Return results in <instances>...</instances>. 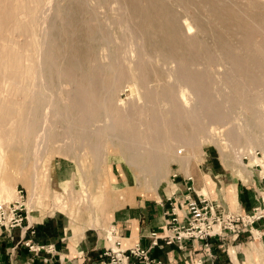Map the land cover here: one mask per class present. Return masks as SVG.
<instances>
[{"label": "rangeland", "instance_id": "374dc122", "mask_svg": "<svg viewBox=\"0 0 264 264\" xmlns=\"http://www.w3.org/2000/svg\"><path fill=\"white\" fill-rule=\"evenodd\" d=\"M78 1H79L78 3L79 5L76 4V2ZM50 7L52 8L51 10H50ZM58 7H60V9ZM70 7L73 10L69 9ZM89 8L91 9L89 10ZM92 8L93 9L95 8L94 9L95 11H93ZM6 10L7 11L13 10L16 14L15 15L16 19L19 21L15 23L14 21H12L13 19L11 17L10 19H8L4 15ZM112 10L113 12H116V13H113ZM84 11L86 13H84ZM45 12H48L49 14L47 13L45 14ZM59 12H60V15H58ZM62 13H63V16H62ZM41 14L47 15V16L49 15V16L47 17ZM58 16H59V19L57 20ZM93 16L96 18H94ZM44 17H46L47 19L46 18L44 19ZM65 17H66V20H64ZM41 19H42V22H41ZM47 20L49 21V23ZM44 21H46V24L44 23ZM127 21H129V23ZM120 22H122V24ZM80 23L81 24L84 23V24L81 25ZM107 23L111 24L112 27L111 25L110 27H108ZM183 23L189 24L191 26L190 31L191 32L193 31L192 33L190 32V35L187 37H184L182 35L185 31V30H182ZM61 24L62 25L65 24V25H63V27L61 28L62 26ZM49 26L53 27L51 34H50ZM91 26L93 28L95 27L94 28L95 30ZM44 27L46 28L47 31L45 30ZM120 27L124 28V31H122L123 29L120 30L121 29ZM125 27H128V28L125 29ZM23 28H26L25 29L26 31L23 30ZM78 28L79 30H77ZM100 28L102 29V31L103 29H105L104 31L105 32L107 31L109 33V36L113 40L111 45L109 46V49H110L109 51L111 54H109L108 50H106L107 54L105 53V55H111V58L108 59V61L107 59L102 61L103 60L102 57H104L103 52L105 51L104 50L101 51L102 46H101L100 40L98 36H95L97 35L98 33L97 31H99ZM45 32H46V36H44ZM65 32L67 33L65 34ZM88 32H91V34L90 33L88 34ZM119 32H121L122 34ZM40 33L43 35H41ZM113 33L115 36L113 35ZM50 35L51 37H49ZM59 35H60V39H59ZM89 35L91 37H89ZM51 38L55 41V43H53L54 41H52ZM44 39L46 40V42L48 41V43L51 42V44H47V45L50 48L48 49V51L50 53V56L53 61V66H54V68L51 67V70L50 69H47L48 71L46 70L47 72L51 71L50 73L51 76L47 78L48 80L47 82L50 81L49 83H51V84L48 83V88L50 90L48 98H50L52 102H48L47 106L45 105L43 109L44 111L42 110L43 113L41 112V117L43 118V120L42 118H40L39 133H38L41 135L45 133V136H48L47 140L45 141L43 140L41 142L37 141L36 149H38V151L35 148L31 147V149H29V151L27 152L30 154L29 155L30 157H28L27 153H25V155L22 153H16L13 155L12 153H10L11 151L9 150V147L7 146L5 142L3 143V145L0 143V196H1V199L7 202L15 200L17 190H22L23 195H24L25 206H26L25 215H26V218L30 222L39 221L41 220V218L59 211V212L66 214L70 218L71 221L73 220L74 222L81 224L83 227H86V228L89 227V228H95V229L105 228V221L110 216L112 209L120 205L119 201L115 200L114 198H117L118 194H121L123 191H125V187L129 188L130 189L129 191L131 192L138 190L139 192H142V193L151 194L155 191L166 188V186L171 183V179L173 178V176L177 175V172L183 171V172H186V174H189V173L192 174L193 168L197 167L199 163L204 162L205 160H208L209 163L212 162L211 164L214 170H216V166H217L216 164H218V162L221 161L225 167H229V168L230 167L233 168L236 166L244 167V169L255 173L254 174L255 176L258 177L260 175L264 177V146L262 147L261 145L254 144L252 148H249L245 145H235L234 143L223 140V138H221L222 137L221 131L222 130L226 131L228 127L227 125L226 127H222V129L218 125H216V128L215 126H213L215 128L214 130L215 132L210 133L208 136H205L204 133H200L199 137L196 136L195 138L196 142L194 141V146L192 147H189L188 145H182L176 142H174L175 144L173 146L172 144L173 141L168 136L166 128L161 125L160 126V137L162 138L161 143L163 146L160 144L159 149H157V153L159 154L158 155L159 157L161 156L160 158H162L163 160L165 159V160L161 166L162 167L161 168L162 177L160 178L161 179L160 180V179H153V177L150 175L148 176L145 175L146 178L145 177L140 178L141 175L138 173V171L136 172V170L133 173L131 168H128L126 164H124L125 163L124 160L121 158V156L119 155L120 153L117 151L115 147L117 144L116 143L117 141L113 139L112 137H107V136L99 137V153H100L99 155H101V157L99 158L100 160L97 164L96 162L94 163L93 159H91L92 156L90 157V153L88 152L87 149L82 147V149L83 148L84 149L83 151H80L82 150L80 149L81 148L80 146L82 145H79L81 143L78 141V134L72 133V131L76 128L78 129V127L74 125L73 120L70 118L71 115H68V117L60 116L58 113L59 111L57 112L58 106L61 105L60 107H63V105H66L69 102V98L73 96L72 92L74 91V89L85 88L86 86L85 81L87 79V78L85 79V77L91 74L90 70L87 71V69L90 68L91 71L93 69L94 71L92 73H94L100 64L101 65L111 64L112 63L111 59L113 58L114 60V58L116 57V60L118 61L116 60H115L116 62L113 61L114 67H116L115 71L117 72L118 75L120 74L119 76L120 77L122 76L124 80L121 79L120 80L121 82L117 81L115 98L119 100V102L122 101L123 104L125 103L127 106L131 104L132 99L140 97L141 101L140 100L139 101L141 102V104L138 103L139 101L137 100V103H138L137 105L139 106L141 112L136 117L138 118V120L135 118L133 120H136V121H133V120L132 121L134 122V124H137L136 126H138L139 129L141 127L143 132L145 131L143 127V121L148 120L147 117L150 116L151 113L153 112L156 113V111L158 110L157 115L160 116V119H164L165 116L166 117L168 116L166 112L169 109V106L163 103L164 102L163 100L166 99L167 96L168 98L172 97V95L171 93H163V92L165 91V89L166 90L172 89L171 86H173L174 84L173 77H172L173 80L171 79V77L168 79L169 74L167 72H169V70L171 71L176 70L178 74L180 73V70L182 73H184L186 70L185 73L191 74V76H194V73L196 72L195 75H200L198 76L200 79L199 80L200 84L203 82L205 84V88L208 89L209 91H211L212 89L213 91H215L216 89L215 91L216 96L220 94L223 95V94H230L232 92H235L236 94L233 93V95L235 99L234 101L236 103H234V101H232L231 98L222 100L223 107L226 110V112L230 114L229 116L232 115L233 117L235 115L234 118H237L241 124H244L243 122H246V119L252 114L249 111H245V109L243 108L244 103H245V98L246 97L249 99L256 98L260 92L264 94V88H263L264 86V61L258 57L259 49L264 52V0H113V1L112 0H98V1L97 0H91V1L90 0H75V1L74 0H66V1L64 0H53V1L52 0H49V1L42 0L41 4H39L35 0H0V48L2 47L0 49V58L10 52H13L20 56L19 64L21 65V66L19 65L17 69L14 68V69L7 70L6 75H5V72L2 70V68L0 67V119H1L0 120V135H3L2 132H5V131L7 132L11 130L12 124L10 125V123H7V121L28 123L31 119L30 117H32L30 114H28V110L33 105L30 102V97H28L27 94L25 93V89L33 90L35 88V84L33 81L34 80L36 81V79H34L33 76H26V75L20 76L18 74H22V72L26 71V68L28 66L37 64L38 55H37V48L35 44L37 40L42 41ZM91 39H93V41L89 42ZM123 39H125L124 40L125 42L123 41ZM118 40L120 42L119 45H118ZM134 40L137 45L135 44V46L133 47H136V46L137 47L136 48L132 47V49L134 50L133 52L132 51L130 52L129 46L127 45L130 41H134ZM201 41L202 42L204 41V44H202ZM115 44H117V46H115ZM62 46H63V49H61ZM138 46H140V49ZM53 49H54V52H52ZM87 49H89L90 53L87 52L88 51ZM138 49L142 52H140ZM97 50H98V53L96 52ZM58 51L59 52L61 51V52L59 53ZM205 51H206V54H205ZM222 51H223V55H222ZM127 52L130 54L127 55L128 54ZM137 52L140 55H138ZM113 53L115 54L114 55L115 57H113ZM133 53L135 56L132 55ZM100 54H102V57ZM125 56L126 57L133 56L132 58H129V60L127 61V62H130V65L126 61L122 60ZM162 56H164V58ZM170 56L173 59V61L171 60ZM188 56L190 59L188 58ZM211 56L214 58H212ZM161 57L163 60L161 59ZM232 57L235 60V62L237 61V63L241 65V71L238 73L237 72L235 73L234 70L231 69L232 64L229 59H232ZM87 58H90V59L88 60ZM186 58L189 60V63ZM244 58L246 60L248 59L247 60L248 62L245 61ZM95 59H96V62H95ZM151 60L153 61L152 63H151ZM157 60L159 62H157ZM228 60L230 61V63ZM131 61L133 65H131L132 64ZM161 61L162 62L164 61V62L161 64ZM165 61H168V62H165ZM193 61L195 63L198 62L196 65L199 66L200 68L194 65L195 63ZM244 61L246 64L243 63ZM96 63L97 64L100 63V64L97 65ZM157 63L158 64L160 63V64L158 65ZM173 63L175 64L173 65ZM208 63H211V65ZM217 63H218V66H217ZM89 64L90 66L88 67ZM165 65L167 66L164 67ZM140 66H142L144 69H142V67L140 68ZM173 66L174 67L176 66V67L172 68ZM189 66L190 67L192 66L194 69L190 68ZM71 67L73 68L71 69L73 70L72 74L70 70ZM75 67H78V68H75ZM161 67L165 71L166 69L168 68L169 69L165 73ZM247 67L251 69L249 70ZM176 68H179V69L177 70ZM79 69L82 72L79 73ZM56 70H58L59 72L62 71L60 72L61 75L59 77L56 74V72L57 73L59 72ZM219 71L222 74H219L220 73ZM13 72H15L16 75L18 76L14 78L12 76ZM83 72L86 74V75L84 74L85 76L81 75V73L83 74ZM130 72L136 75V79L131 78ZM200 72H203L202 75L204 76V79L202 78L203 76L201 75ZM65 73L68 75H66ZM163 73L165 74L166 77L163 76ZM67 76L70 78L68 79ZM219 76H221L220 80H218ZM249 76L251 77V79ZM115 77L117 78V76ZM209 77L212 80H210ZM58 78L59 80H57ZM133 79L135 82L133 81ZM128 80L130 81V83L128 82ZM221 80L223 82H221ZM227 81L233 83L234 90L233 89L231 90V88L226 89V86L224 84ZM237 81L240 84L235 85L234 82L238 83ZM169 82H172V83H169ZM208 84L211 85L210 86L211 89ZM79 85L82 87H80ZM148 85L149 87L151 86L149 89L147 88ZM201 85L203 86V84ZM54 86L56 89L54 88ZM30 87H33V88H30ZM236 88L237 89L239 88V90L235 91ZM147 90H151L152 92L151 91L148 92ZM136 91L138 92V94ZM152 93L153 95H150ZM158 93L162 95L159 96ZM263 94L261 95L262 97H264ZM149 96H152V99L154 101L153 103L155 105L153 103L145 102L146 100L147 101L150 100L151 97ZM159 99L162 100V103H161V100L160 102L157 101ZM242 99L244 101H242ZM211 100L214 103V105L217 103L215 101V98H211ZM61 103H64V104L62 105ZM142 105H144L145 108ZM5 107H7L8 109L13 108L14 110L20 111V112L24 111V112H27V114L22 115V113L20 114V112H15L10 117H8L5 122V118H4L5 116H3L1 112L2 109ZM149 110L151 111L149 112ZM44 118L45 119L47 118L46 119L47 123L44 121L45 120ZM202 118L204 119L203 115H202ZM41 123L42 124L45 123V124L42 126ZM180 123L182 124H178V123H177L178 125L176 124L177 129L175 127V130L177 131L181 130L179 132H182V129H183L182 133L185 134L187 130L188 131L191 130V127L194 126V123L196 122L195 121L192 122L193 124L191 123V121L190 122L183 121ZM3 125H6V127ZM179 125H180V128H179ZM69 126H70V130H72L71 132H68ZM242 127L243 129L241 132L243 133L248 132V131H250V133H254L256 131L255 129H252L250 127L244 128V125ZM184 130L186 132H184ZM66 132L69 133L68 134L69 138L67 137V134L65 135ZM0 139L2 142L4 141L3 137ZM71 139L73 140V142ZM110 139H112L113 145L111 144ZM199 139L200 141L203 139L204 142L202 140L201 141L202 144H201L199 142ZM164 140H166V142H164ZM209 140H212V141H209ZM75 143L76 144L79 143V144L76 145ZM38 144L39 145L41 144V147ZM24 146L25 145L22 142H19L17 140L15 141L14 147L17 150L20 151L22 148L25 149ZM170 146L173 148L172 150L169 151L168 147ZM197 146H198V149L200 146L201 148L197 150ZM72 147L74 148L72 149ZM182 148L183 150L181 151ZM174 149L177 151L176 156H175V153L174 154L172 153V152H176L174 151ZM33 150L34 151L36 150L35 151L36 153ZM192 151L194 152V155ZM32 152L33 154L34 153L36 154V155L34 154L35 157H33L34 155L32 154ZM11 156H14V161L11 160L10 158ZM25 157L26 158L28 157L27 159H29V161L27 160L26 161L27 164L25 165L26 167H23L22 165L24 163L23 161L25 160L24 159ZM166 157L167 159H169L168 161ZM176 158H178L177 159L178 161L176 160ZM257 166H260L261 168ZM163 167L165 169H163ZM202 172L203 174H208V170L203 169ZM135 176L140 179L139 183H135V179H134ZM206 178L208 179L207 176ZM203 194L204 196H206V193H203Z\"/></svg>", "mask_w": 264, "mask_h": 264}, {"label": "bare ground", "instance_id": "6f19581e", "mask_svg": "<svg viewBox=\"0 0 264 264\" xmlns=\"http://www.w3.org/2000/svg\"><path fill=\"white\" fill-rule=\"evenodd\" d=\"M36 2H38L39 4L42 3V0H35ZM49 1V0H48ZM53 1V0H52ZM66 1V0H64ZM75 1V0H74ZM91 1V0H90ZM98 1V0H97ZM113 1V0H112ZM51 2V1H50ZM83 2V1H81ZM87 2V1H86ZM94 2V1H93ZM125 2V1H124ZM217 2V1H216ZM47 3V2H45ZM71 3V2H70ZM78 2H76V4H78ZM88 3V2H87ZM98 3V2H96ZM5 4V3H4ZM50 4V3H49ZM83 4V3H82ZM89 4V3H88ZM87 4V5H88ZM100 4V2H99ZM114 4V2H113ZM117 4V3H115ZM218 4V3H217ZM11 5V4H10ZM71 5V4H70ZM79 5V4H78ZM84 5V4H83ZM12 6V5H11ZM17 6V5H16ZM48 6V4H47ZM52 6V4H51ZM57 6V5H55ZM86 6V5H85ZM118 6V5H117ZM40 7V6H39ZM99 7V6H98ZM119 7V6H118ZM117 7V8H118ZM60 9V7H58ZM83 8V7H82ZM81 8V9H82ZM116 8V7H114ZM15 9V8H14ZM13 9V10H14ZM18 9V8H17ZM44 9V8H43ZM46 9V7H45ZM49 9V8H48ZM52 8L50 7V10ZM57 9V8H56ZM69 9H72L71 7ZM87 9V8H86ZM91 8H89L90 10ZM93 9V8H92ZM95 9V8H94ZM93 9V11H95ZM5 11L4 15L10 19V17L13 19L12 21H14L15 23L18 22L19 20L16 19V14L14 11ZM49 10V11H50ZM62 10V9H61ZM65 10V9H64ZM73 10V9H72ZM115 10V9H113ZM112 10V12H113ZM118 10V9H117ZM42 11V10H41ZM45 11V10H44ZM53 11V10H52ZM60 11V10H59ZM71 11V10H69ZM98 11V10H97ZM56 12V11H55ZM83 12V11H82ZM41 13V12H40ZM49 14L48 12H45V14ZM64 13V12H63ZM63 13H62V16H63ZM67 13V12H66ZM70 13V12H68ZM84 13H86L84 11ZM94 13V12H93ZM107 13V12H106ZM113 13H116V12H113ZM105 14V13H104ZM40 15V14H39ZM43 15V14H41ZM53 15V14H52ZM57 15V14H56ZM60 15V12L59 14ZM86 15V14H85ZM108 15V14H107ZM106 15V16H107ZM43 16H47V15H43ZM49 16V15H48ZM47 16V17H48ZM87 16V15H86ZM92 16V15H91ZM57 17V16H56ZM69 17V16H68ZM82 17V16H81ZM90 17V16H89ZM94 17V16H93ZM91 17V18H93ZM99 17V16H98ZM5 18V17H4ZM42 18V17H41ZM46 17H44L45 19ZM50 18V17H49ZM48 18V19H49ZM63 18V17H62ZM96 18V17H94ZM120 18V17H119ZM19 19V17H18ZM43 19V18H42ZM42 19H41V22H42ZM47 19V18H46ZM56 19V18H55ZM54 19V20H55ZM59 19V16L57 18V20ZM90 19V18H89ZM115 19V18H114ZM39 20V19H38ZM50 20V19H49ZM66 20V17L65 19ZM98 20V19H97ZM122 20V19H120ZM40 21V20H39ZM38 21V22H39ZM48 21V20H47ZM71 21V19H70ZM75 21V20H74ZM136 21V20H135ZM34 22V20H33ZM32 22V23H33ZM91 22V21H89ZM102 22V20H101ZM105 22V20H104ZM107 22V21H106ZM112 22V21H111ZM129 23V21H127ZM132 22V21H131ZM44 23L46 24V21H44ZM49 23V21H48ZM53 23V22H52ZM72 23V22H71ZM70 23V24H71ZM109 23V22H108ZM108 27H110L111 24H108ZM115 23V22H114ZM122 24V22H120ZM182 23V22H181ZM19 24V23H18ZM39 24V23H38ZM54 24V23H53ZM81 24V23H80ZM84 24V23H83ZM81 24V25H83ZM116 24V23H115ZM62 25V24H61ZM65 25V24H63ZM63 25L61 26V28L63 27ZM94 25V24H93ZM96 25V24H95ZM100 25V24H99ZM106 25V26H107ZM182 30H185L184 33L182 34L184 37H187L190 35V29H191V26L189 24H182ZM192 25V24H191ZM48 26V24H47ZM45 26V27H47ZM55 26V25H54ZM72 26V25H71ZM69 26V27H71ZM76 26V25H75ZM101 26V25H100ZM121 26V25H119ZM131 26V25H130ZM128 26V27H130ZM135 26V25H134ZM44 27V28H45ZM50 27V28H49ZM48 28L50 29V34L52 32V29L53 27L52 26H49ZM65 27V26H64ZM67 27V26H66ZM80 27V26H78ZM92 27V26H91ZM103 27V26H102ZM112 27V25H111ZM114 27V26H113ZM118 27V26H117ZM128 27H125L128 28ZM238 27V26H237ZM236 27V28H237ZM88 28V26H87ZM93 28V27H92ZM95 28V27H94ZM93 28V29H94ZM106 28V27H104ZM122 31H124V28L120 27ZM193 28V27H192ZM16 29V28H15ZM26 28H23V30H25ZM59 29V28H58ZM82 29V28H81ZM92 29V30H93ZM112 29V28H111ZM109 29V30H111ZM134 29V28H133ZM17 30V29H16ZM46 30V28H45ZM44 30V31H45ZM67 30V29H66ZM65 30V31H66ZM71 30V28H70ZM79 30V28L77 29ZM76 30V31H77ZM95 30V29H94ZM101 30V32H100ZM105 29H102L100 28L99 31H97V35L95 36H98L99 40H100V43H101V51H105L103 52L104 53V57H102V54L101 57L103 58L102 61H104L105 59H110L111 58V55H105V53L107 54L106 50H110L109 49V46L111 45L112 43V39L111 37L109 36V33L106 31H104ZM131 30V28H130ZM177 30V29H176ZM195 30V29H194ZM26 31V30H25ZM43 31V29H42ZM47 31V30H46ZM54 31V30H53ZM68 31V30H67ZM87 31V30H86ZM114 31V29H113ZM119 31V30H118ZM197 31V30H196ZM72 32V31H71ZM129 32V31H128ZM135 32V31H134ZM193 32V31H192ZM191 32V33H192ZM198 32V31H197ZM61 33V31H60ZM67 32H65L66 34ZM91 34V32H88V34ZM121 33V32H119ZM130 33V32H129ZM133 33V32H132ZM137 33V32H136ZM195 33V31H194ZM193 33V35H194ZM203 33V32H202ZM37 34V33H36ZM41 34V33H40ZM46 36V32L44 33ZM74 34V33H73ZM87 34V35H88ZM122 34V33H121ZM128 34V33H127ZM131 34V33H130ZM141 34V33H140ZM200 34V33H198ZM43 35V34H41ZM63 35V34H62ZM69 35V34H68ZM114 35V33H113ZM175 35V34H174ZM192 35V34H191ZM192 35V36H193ZM196 35V34H195ZM245 35V34H244ZM115 36V35H114ZM131 36V35H130ZM203 36V35H202ZM48 37V35H47ZM51 37V35L49 36ZM67 37V35H66ZM89 37H91L89 35ZM121 37V36H120ZM124 37V35H123ZM127 37V36H126ZM145 37V36H144ZM157 37V36H156ZM155 37V38H156ZM244 37V36H243ZM46 38V37H45ZM116 38V37H115ZM137 38V37H136ZM140 38V37H139ZM183 38V37H182ZM196 38V37H195ZM194 38V39H195ZM245 38V37H244ZM38 39V38H37ZM52 39V38H51ZM59 39H60V35H59ZM72 39V38H71ZM131 39V38H130ZM129 39V40H130ZM191 39V37H190ZM41 40V38H40ZM38 41L36 42V48H37V64L35 65H32V66H28L26 68V71L22 72V74H18L20 76L22 75H26V76H33L34 79H36V81L34 80V84H35V88L33 90H28V89H25V93L27 94L28 97H30V102L33 106L30 107V109L28 110V114H30L32 117H30V121L28 123H24V122H12V121H7V123H10V125L12 124V127H11V130L9 131H5V132H2L3 135H0V138H4V141L2 142L1 139H0V143L3 145V143L5 142L7 144V146L9 147V150L11 151L10 153H12L13 155L16 154V153H22L25 155V153H27L29 151V149L32 148H35L37 147V141H45L47 140V137L48 136H45V133L43 135L41 134H38L39 133V124H40V118L41 117V112L42 110L44 109L45 105L47 106L48 102H52L50 98H48V95L50 93V90L48 88V83L50 82H47V78H49L51 75V67L54 68L53 66V61H52V58L50 56V53L48 51V49H50L48 47L47 44H51L48 43V41L46 42V40H42V41ZM62 40V39H61ZM87 40V39H86ZM121 40V39H120ZM125 39H123L124 41ZM128 40V39H127ZM143 40V39H142ZM52 41H54L52 39ZM93 41V39H91L89 42ZM122 41V40H121ZM138 41V40H137ZM136 41V42H137ZM158 41V40H157ZM174 41V40H173ZM125 42V41H124ZM123 42V43H124ZM186 42V40H185ZM197 42V41H196ZM202 42V41H201ZM55 43V41L53 42ZM52 43V44H53ZM74 43V42H73ZM95 43V42H94ZM114 43V42H113ZM116 43V42H115ZM119 40H118V45H119ZM145 43V42H143ZM193 43V41H192ZM135 40L134 41H130L128 43L127 46H129V51L133 52L134 49H132L133 46H135ZM202 44H204V41L202 42ZM54 45V44H53ZM84 45V43H83ZM90 45V43H89ZM87 45V46H89ZM125 45V44H124ZM137 45V44H136ZM158 45V44H157ZM196 45V44H195ZM201 45V44H200ZM51 46V45H50ZM115 46H117V44H115ZM141 46V45H140ZM140 46L139 49H140ZM197 46V45H196ZM35 47V46H34ZM60 47V46H59ZM65 47V46H64ZM137 47V46H136ZM136 47H133V48H136ZM2 48V47H1ZM0 48V49H1ZM53 48V47H52ZM74 48V47H73ZM118 48V47H117ZM121 48V47H120ZM126 48V47H125ZM168 48V47H167ZM61 49H63V46L61 47ZM98 49V47H97ZM100 49V48H99ZM124 49V48H123ZM138 49V50H139ZM150 49V47H149ZM74 50V49H73ZM76 50V49H75ZM89 52V49H87ZM112 50V48H111ZM115 50V49H114ZM122 50V49H121ZM191 50V49H190ZM77 51V50H76ZM100 51V50H99ZM124 51V50H123ZM121 51V52H123ZM127 51V50H126ZM140 51V50H139ZM138 51V52H139ZM179 51V50H178ZM256 51V50H255ZM7 52V51H6ZM54 52V49L53 51ZM59 52V51H58ZM61 52V51H60ZM59 52V53H60ZM72 52V51H71ZM92 52V51H91ZM98 53V50L96 51ZM120 52V53H121ZM137 52V53H138ZM142 52V51H140ZM90 53V52H89ZM95 53V52H94ZM128 53V52H127ZM135 53V51H134ZM134 53L132 55H134ZM155 53V52H154ZM257 53V52H256ZM53 54V53H52ZM69 54V52H68ZM109 54L110 51H109ZM119 54V52H118ZM117 54V55H118ZM130 53H128L127 55H129ZM165 54V53H164ZM163 54V55H164ZM205 54H206V51H205ZM59 55V54H58ZM66 55V53H65ZM75 55V54H74ZM115 54L113 53V57ZM126 55V53H125ZM138 55H140L138 53ZM155 55V54H154ZM182 55V54H181ZM212 55V54H211ZM222 55H223V51H222ZM252 55V54H251ZM54 56V55H53ZM61 56V55H60ZM71 56V55H70ZM92 56V55H91ZM97 56V55H96ZM122 56V55H121ZM135 56V55H134ZM150 56V55H149ZM225 56V55H224ZM66 57V56H65ZM118 57V56H117ZM133 56H129V57H124L122 60L123 61H128L129 58H132ZM144 57V56H143ZM142 57V58H143ZM155 57V56H153ZM152 57V58H153ZM164 58V56H162ZM161 57V59H162ZM195 57V56H194ZM192 57V58H194ZM197 57V55H196ZM210 57V56H209ZM212 57V56H211ZM223 57V56H222ZM261 60L264 61V52L262 50L259 49V56H258ZM61 58V57H60ZM96 58V57H95ZM140 58V57H139ZM167 58V57H165ZM171 58V56H170ZM169 58V59H170ZM189 58V56H188ZM200 58V57H199ZM214 58V57H212ZM224 58V57H223ZM29 59V58H28ZM88 60L90 58H87ZM98 59V58H97ZM119 59V58H118ZM136 59V58H135ZM146 59V58H145ZM150 59V58H149ZM156 59V58H155ZM168 59V61H169ZM187 59V58H186ZM190 59V58H189ZM226 59V58H225ZM245 59V58H244ZM31 60V59H30ZM59 60V59H58ZM94 60V59H93ZM112 60V63L113 61L116 62L118 60H116V57L111 59ZM116 60V61H115ZM163 60V59H162ZM171 60L173 61V59L171 58ZM188 60V59H187ZM200 60V59H199ZM231 61V64H232V67L231 69L234 70V72L238 73L241 71V65L237 63V61L235 62V60L233 59H229ZM228 60V61H229ZM243 60V59H242ZM248 60V59H247ZM245 59V61H247ZM62 61V60H60ZM110 61V60H109ZM121 61V60H120ZM134 61V59H133ZM137 61V60H136ZM143 61V60H142ZM141 61V62H142ZM150 61V60H148ZM168 61H165V62H168ZM176 61V60H174ZM192 61V60H191ZM229 61V63H230ZM245 61L243 63H245ZM79 62V61H78ZM92 62V61H91ZM95 62H96V59H95ZM106 62V61H105ZM144 62V61H143ZM142 62V63H143ZM153 61L151 60V63ZM156 62V61H155ZM157 62H159L157 60ZM164 62V61H163ZM161 61V64L163 63ZM194 62V61H193ZM209 62V61H208ZM248 62V61H247ZM262 62V61H261ZM20 56L13 53V52H10L6 55H4L3 57L0 58V67L2 68V70L5 72V75H6V71L7 70H10V69H14V68H18V66L20 65ZM61 63V62H60ZM75 63V62H74ZM107 63V62H106ZM105 63V64H106ZM107 64V65H99L97 70H95L94 73H92L94 70L89 68L87 69L90 70L91 74L90 75H87V77H85L86 81H85V88H76L74 89V91L72 92L73 93V96L69 98V102L66 104V105H63L64 103H61L63 105V107H60L58 106V110L57 112L59 113L60 116H67L68 115H71L70 118L73 120L74 122V125L78 127V129H74L73 131L70 130V126H69V129H68V132H71L72 133H75V134H78V141L81 143H77L79 145H82L80 146L79 148L82 149V147H84L85 149L88 150V152L90 153V157L92 156L91 159H93V162L96 164L99 162V158L101 157V155H99V137L103 136H107V137H112L113 139H115L117 142L116 144V149L117 151L120 153L119 155L121 156V158L124 160V164H126V166L128 168H131V170L134 171L136 170V172L138 171V173L141 175L140 178H144L145 175H150L153 177V179H160L162 176H161V166L164 162V160L162 158H160L157 153V149H159L160 147V144L162 145L161 141H162V138L160 137V126H164L167 130V133H168V136L170 137V139H172V144L174 146V142L176 143H180L182 145H188L189 147H192L194 146V141H195V138L196 136L199 137V134L200 133H204L205 136H208L210 133L212 132H215V128H216V125L220 126L221 129L222 127H226V125L228 126L227 127V130L226 131H221L220 133L222 134L221 138H223V140L225 141H229L231 143H234L235 145H245L249 148H252L254 146V144H257V145H261L262 147L264 146V97H262L261 95L263 93H260L257 95L256 98H253V99H249V98H245V103H244V106L243 108L245 109V111H249L251 112L252 114L246 119V122H243L244 124H241L240 121L237 119V118H234V116L232 117L229 116L230 114L228 112H226V110L224 109L223 107V102L222 100H226V99H229L231 98L232 101H234V94H236L235 92H232L230 94H220L218 96L215 95V91H213V89L211 91H209L208 89L205 88V84L202 82L201 84H203V86L200 84L199 82V77L200 75H195L194 73V76H191V74H186V70L184 73L181 72L180 70V73L178 74V72L175 70V71H171L168 69H166V71L162 68V70H164V72L168 73L169 76H168V79L171 77V79L173 80L174 78V84L173 86H171L172 89H168L163 92V93H171L172 97L164 99L163 103H165L167 106H169V109L167 110L166 114L168 115L167 117L165 116L164 119H160V116L157 115V112L158 110L156 111V113H151L150 116H146L148 120H145L143 121V127H144V132L142 131V128L140 127V129L138 128V126H136L137 124H134L133 121H136V120H133L135 119L139 113L141 112L139 106L137 105L138 103L141 104V100H140V97H137V98H134V99H130L131 100V104L127 105L122 101L119 102V100H117L115 98V92H116V88H117V81H120L121 79L124 80V78H122V76L120 77L117 72L115 71L116 70V67H114V63L113 64ZM120 63V62H119ZM124 63V62H123ZM129 65H130V62H127ZM132 63V61H131ZM150 63V62H149ZM178 63V62H177ZM188 63H189V60H188ZM195 63V62H194ZM193 63V64H194ZM198 63V62H197ZM197 63H195L194 65H196ZM203 63V62H202ZM212 63V62H211ZM211 63H208L211 65ZM228 63V64H229ZM62 64V63H61ZM72 64V63H71ZM79 64V63H78ZM94 64V63H93ZM104 64V63H103ZM121 64V63H120ZM145 64V63H144ZM156 64V63H155ZM158 64V63H157ZM160 64V63H159ZM158 64V65H159ZM167 64V63H166ZM171 64V63H170ZM175 63H173L174 65ZM204 64V63H203ZM230 64V66H231ZM246 64V63H245ZM263 64V63H262ZM261 64V65H262ZM77 65V64H76ZM116 65V64H115ZM133 65V63L131 64ZM152 65V64H151ZM172 65V64H171ZM178 65V64H177ZM181 65V63H180ZM227 65V64H226ZM248 65V64H247ZM253 65V64H252ZM21 66V65H20ZM81 66V65H80ZM90 66V64L88 65V67ZM121 66V65H120ZM167 65H165L164 67H166ZM179 66V65H178ZM197 66V65H196ZM217 66H218V63H217ZM224 66V64H223ZM263 66V65H262ZM60 67V66H59ZM92 67V66H91ZM123 67V66H122ZM128 67V66H127ZM142 66H140L141 68ZM146 67V65H145ZM170 67V65H169ZM176 67V66H175ZM174 66L172 68H175ZM187 67V66H186ZM190 67V66H189ZM199 67V66H197ZM207 67V66H206ZM226 67V66H225ZM243 67V66H242ZM255 67V66H254ZM21 68V67H19ZM23 68V67H22ZM75 68H78V67H75ZM131 68V67H129ZM137 68V67H136ZM160 68V70H161ZM180 68V67H179ZM179 68H176L177 70ZM190 68H193L192 66ZM200 68V67H199ZM218 68V67H217ZM224 68V67H223ZM248 68V67H247ZM246 68V69H247ZM47 69H50L49 71L50 72H47L48 70ZM73 69L72 67L70 68V70ZM82 69V68H81ZM124 69V68H123ZM142 69H144L142 67ZM171 69V68H170ZM182 69V68H181ZM194 69V68H193ZM204 69V68H203ZM225 69V68H224ZM249 69V68H248ZM251 69V68H250ZM249 69V70H250ZM253 69V68H252ZM256 69V68H255ZM20 70V69H19ZM47 70V71H46ZM61 70V68H60ZM130 70V69H129ZM174 70V69H172ZM192 70V69H191ZM197 70V69H195ZM201 70V69H200ZM206 70V69H205ZM217 70V69H216ZM226 70V69H225ZM224 70V72H225ZM58 71V70H56ZM55 71V72H56ZM72 71L71 70V74H72ZM134 71V70H132ZM131 71V72H132ZM59 72V71H58ZM62 72V71H60ZM59 73L56 72V74L58 75V77L61 75ZM69 72V71H68ZM76 72V70H75ZM82 72L80 71L79 69V73ZM131 74V78H134L136 79V75L135 74ZM137 72V71H136ZM141 72V70H140ZM146 72V71H145ZM191 72V71H190ZM204 72V71H203ZM203 72H200L201 75ZM206 72V71H205ZM220 72V71H219ZM231 72V71H230ZM9 73V72H8ZM74 73V72H73ZM129 73V72H128ZM144 73V71H143ZM149 73V72H147ZM193 73V72H192ZM216 73V71H215ZM218 73V72H217ZM252 73V72H251ZM66 74V73H65ZM78 74V73H76ZM85 73L83 72V74L81 73V75H84ZM141 74V73H140ZM205 74V73H204ZM219 74H222L221 72ZM227 74V73H226ZM249 74V73H248ZM247 74V75H248ZM18 75H16L15 72L12 73V76L15 78L17 77ZM56 75V76H57ZM68 75V74H66ZM86 75V74H85ZM84 75V76H85ZM126 75V74H125ZM144 75V74H143ZM148 75V74H147ZM206 75V74H205ZM224 75V74H223ZM231 75V74H230ZM236 75V74H235ZM102 76V78H101ZM117 76V78L115 77ZM124 76V75H123ZM128 76V75H127ZM138 76V75H137ZM163 76H165V74L163 73ZM203 76V75H202ZM222 76V75H221ZM219 76V79L220 80V77ZM228 76V75H227ZM233 76V75H232ZM251 76V75H250ZM249 76V77H250ZM68 77V76H67ZM74 77V76H72ZM141 77V76H140ZM166 77V76H165ZM173 77V78H172ZM206 77V76H205ZM226 77V76H225ZM231 77V76H230ZM237 77V76H236ZM235 77V78H236ZM247 77V76H246ZM70 77H68L69 79ZM81 78V77H80ZM79 78V79H80ZM83 78V77H82ZM127 78V77H126ZM144 78V77H143ZM204 79V76L202 77ZM210 78V77H209ZM229 78V77H228ZM248 78V77H247ZM17 79V78H16ZM56 79V78H55ZM83 79V80H85ZM133 79V81H134ZM138 79V78H137ZM145 79V78H144ZM166 79V78H165ZM223 79V77H222ZM227 79V78H226ZM234 79V78H233ZM251 79V77H250ZM51 80V79H50ZM59 80V78L57 79ZM56 80V81H57ZM82 80V79H81ZM122 80V82H123ZM209 80V79H207ZM206 80V81H207ZM210 80H212L210 78ZM225 80V79H224ZM249 80V79H248ZM70 81V80H68ZM143 81V80H141ZM147 81V80H146ZM168 81V80H167ZM72 82V81H71ZM121 82V81H120ZM128 82L130 83V81L128 80ZM135 82V81H134ZM138 82V80H137ZM136 82V83H137ZM164 82V81H163ZM205 82V81H204ZM221 82H223L221 80ZM236 82V81H235ZM234 84L238 85L240 84L238 81V83H235ZM255 82V81H254ZM13 83V82H12ZM59 83V82H58ZM73 83V82H72ZM75 83V82H74ZM82 83V81H81ZM133 83V82H131ZM148 83V82H147ZM169 83H172V82H169ZM177 83V84H176ZM225 83V82H224ZM51 84V83H49ZM53 84V83H52ZM149 84V83H148ZM166 84V83H165ZM176 84V85H175ZM210 84V82H209ZM208 84V85H209ZM221 84V83H220ZM263 84V83H262ZM33 85V84H32ZM77 85V84H76ZM75 85V86H76ZM136 85V84H135ZM150 85V84H149ZM148 85V89L151 87H149ZM158 85V84H157ZM171 85V84H170ZM226 86V89H230L231 90L233 89L234 90V85L233 83L227 81L225 84ZM246 85V84H244ZM256 85V84H255ZM53 86V85H52ZM51 86V88H52ZM58 86V85H57ZM61 86V85H60ZM80 86V85H79ZM207 86V85H206ZM211 85H209L210 87ZM240 86V85H239ZM263 86V85H262ZM82 87V86H80ZM170 87V86H169ZM247 87V86H245ZM30 88H33V87H30ZM55 88V86H54ZM139 88V87H138ZM141 88V86H140ZM144 88V87H143ZM142 88V89H143ZM146 88V87H145ZM217 88V87H216ZM264 88V86H263ZM56 89V88H55ZM137 89V87H136ZM160 89V87H159ZM163 89V88H162ZM211 89V87H210ZM252 89V88H250ZM258 89V88H257ZM18 90V89H17ZM119 90V89H118ZM144 90V89H143ZM146 90V89H145ZM153 90V89H152ZM236 90H239V88L235 89ZM55 91V90H54ZM148 92L151 91V90H147ZM154 91V90H153ZM137 92V91H136ZM152 92V91H151ZM150 92V93H151ZM218 92V91H217ZM238 92V91H237ZM242 92V91H241ZM240 92V93H241ZM53 93V92H52ZM219 93V92H218ZM245 93V92H244ZM136 94V93H135ZM138 94V92H137ZM159 94V93H158ZM242 94V93H241ZM141 95V93H140ZM146 95V94H144ZM150 95H153L150 94ZM162 95V94H159V96ZM169 95V94H168ZM264 95V94H263ZM51 96V95H50ZM158 96V95H157ZM156 96V97H157ZM220 96V97H219ZM243 96V95H242ZM246 96V94H245ZM52 97V96H51ZM151 97L150 100H146L145 102H149V103H153V99H152V96H149ZM165 97V96H164ZM222 97V99H221ZM239 97V96H238ZM132 98V97H131ZM154 98V96H153ZM158 98V97H157ZM160 98V97H159ZM211 98H215V102L216 104L214 105V103L212 102ZM252 98V97H250ZM137 100L139 101L137 103ZM161 99L157 100L160 102ZM237 101V100H236ZM242 101H244L242 99ZM238 102V101H237ZM119 103V104H118ZM130 103V102H129ZM161 103H162V100H161ZM234 103H236L234 101ZM241 103V102H240ZM50 104V103H49ZM52 104V103H51ZM59 104V103H58ZM145 104V103H144ZM154 104V103H153ZM152 104V106H153ZM56 105V104H55ZM54 105V106H55ZM155 105V104H154ZM57 106V105H56ZM144 107V105H142ZM148 107V106H147ZM150 107V106H149ZM55 108V107H54ZM53 108V109H54ZM145 108V107H144ZM154 108V107H153ZM242 108V109H243ZM143 109V108H142ZM152 110V109H151ZM149 110V112L151 111ZM155 110V109H154ZM44 111V110H43ZM47 111V110H46ZM45 111V112H46ZM153 111V110H152ZM2 115L5 116V122L7 120L8 117H10L13 113L15 112H20V111H16L14 110L13 108L11 109H8L7 107L3 108L2 109ZM234 112V111H233ZM22 113V115L24 114H27V112H24V111H21L20 114ZM43 113V112H42ZM48 113V112H47ZM50 113V112H49ZM147 113V112H146ZM161 113V112H160ZM250 114V113H249ZM202 115L204 116V119L202 118ZM47 117V116H46ZM240 117V116H239ZM3 118V119H4ZM45 119V118H44ZM47 119V118H46ZM44 120L45 122L47 120ZM68 119V118H66ZM138 120V118H136ZM1 120V119H0ZM9 120V119H8ZM22 120V119H21ZM43 120V118H42ZM133 120V121H132ZM142 121V120H141ZM140 121V122H141ZM183 121H191L192 122H196L194 123V126L191 127V130H187V132L184 130V132H186L185 134L182 133L183 132V129H182V132H179L177 130H175V127H176V124H182L180 122H183ZM12 122V123H11ZM198 122V123H197ZM3 123V122H2ZM5 123V124H7ZM47 123V122H46ZM136 123V122H135ZM142 123V122H141ZM140 123V124H141ZM42 124V123H41ZM45 124V123H44ZM42 124V126L44 125ZM70 124V123H69ZM177 124V125H178ZM193 124V123H192ZM71 125V124H70ZM175 125V126H174ZM244 125V128H247V127H250L252 129H255L256 131L254 133H250V131L248 132H241L242 129H243V126ZM6 127V125H3ZM140 126V125H139ZM182 126V125H181ZM215 126V128L213 127ZM73 127V126H72ZM163 128V127H162ZM179 128H180V125H179ZM178 128V129H179ZM183 128V127H182ZM46 129V127H45ZM177 129V127H176ZM44 130V129H42ZM219 131V130H217ZM254 131V130H253ZM44 132V131H43ZM67 134V137H68V134L69 133H65V135ZM72 135V134H71ZM74 136V135H73ZM76 136V135H75ZM167 136V135H166ZM204 136V137H205ZM72 137V136H71ZM70 137V138H71ZM106 137V139H107ZM203 137V138H204ZM69 138V137H68ZM207 138V137H206ZM209 138V137H208ZM105 139V138H104ZM198 139V138H197ZM201 139V138H200ZM199 139V142L202 144V140L200 141ZM205 139V138H204ZM212 139V137H211ZM19 141V142H22L25 146V149H21L20 151L17 150L14 146H15V141ZM63 140V139H61ZM72 140V139H71ZM109 141V140H108ZM111 141V144H112V139H110ZM168 141V140H167ZM171 141V140H170ZM209 141H212V140H209ZM47 142V141H46ZM73 142V140H72ZM104 142V141H103ZM164 142H166V140H164ZM163 142V143H164ZM196 142V141H195ZM198 142V140H197ZM204 142V140H203ZM207 142V140H206ZM217 142V140H216ZM215 142V143H216ZM36 143V145H35ZM44 143V142H43ZM101 143V142H100ZM110 143V142H109ZM169 143V142H168ZM74 144V143H73ZM71 144V145H73ZM76 144V143H75ZM76 144V145H77ZM106 144V142H105ZM110 144V145H111ZM166 144V143H165ZM164 144V146H165ZM204 144V143H203ZM213 144V143H212ZM39 145V144H38ZM43 145V144H42ZM104 145V144H103ZM113 145V144H112ZM170 145V144H169ZM179 145V144H178ZM196 145V144H195ZM199 145V144H198ZM41 147V144L39 145ZM163 146V145H162ZM172 146V145H171ZM168 147L169 148V151L172 150L173 147ZM177 146V145H176ZM260 146V147H261ZM75 147V146H74ZM72 147V149L74 148ZM179 147V146H178ZM185 147V146H184ZM196 147V146H195ZM240 147V146H239ZM45 148V147H44ZM71 148V147H70ZM83 148V149H84ZM164 148V147H163ZM181 148V147H180ZM186 148V147H185ZM188 148V147H187ZM201 148V146L199 147V149ZM41 149V148H40ZM39 149V150H40ZM80 150V151H83ZM198 149V146H197V150ZM263 149V148H262ZM38 151V149H36ZM35 150V151H36ZM43 150V149H42ZM103 150V149H102ZM166 150V149H164ZM179 150V149H178ZM183 150V148L181 149V151ZM34 151V150H33ZM34 151V152H35ZM67 151V150H66ZM85 151V150H84ZM174 151H176L174 149ZM180 151V152H181ZM187 151V150H186ZM195 151V150H194ZM185 152V151H184ZM183 152V153H184ZM188 152V151H187ZM193 152V151H192ZM197 152V151H196ZM195 152V153H196ZM200 152V151H199ZM36 153V152H35ZM34 153V154H35ZM38 153V152H37ZM85 153V152H84ZM173 154L175 153V156L177 154V151L176 152H172ZM28 154V157H30L29 153ZM33 154V152H32ZM33 154V155H34ZM39 154V153H38ZM37 154V155H38ZM75 154V153H74ZM36 155V154H35ZM35 155L33 157H35ZM71 155V154H70ZM185 155V154H184ZM192 155V154H191ZM193 155H194V152H193ZM27 156V155H26ZM105 156V155H104ZM182 156V155H181ZM189 156V155H187ZM186 156V157H187ZM27 157V158H28ZM11 160L14 161V156H11L10 157ZM26 157L24 158L25 160L22 162L23 163V167H26L25 165L27 164V160L29 161V159H27ZM37 158V157H36ZM180 158V157H179ZM184 158V157H183ZM191 158V157H189ZM90 159V160H91ZM167 159V157H166ZM171 159V158H170ZM178 158H176L177 160ZM200 159V158H199ZM261 159V158H260ZM33 160V158H32ZM36 160V159H35ZM34 160V161H35ZM38 160V159H37ZM169 159H167L168 161ZM201 160V159H200ZM259 160V159H257ZM166 161V162H167ZM178 161V160H177ZM189 161V160H188ZM202 161V160H201ZM240 161V160H239ZM36 162V161H35ZM259 162V161H258ZM15 163V162H14ZM239 163V162H238ZM166 164V163H165ZM184 164V163H183ZM37 165V164H36ZM186 165V164H185ZM35 166V165H34ZM34 168V167H33ZM167 168V167H166ZM163 169H165L163 167ZM165 171V170H164ZM163 171V173H164ZM168 173V172H167ZM166 173V174H167ZM165 174V175H166ZM34 175V174H33ZM164 175V176H165ZM33 177V176H32ZM139 177V176H138ZM151 177V178H152ZM36 178V176H35ZM98 178V177H97ZM146 178V177H145ZM32 179V178H31ZM135 183H139V178H137L135 176ZM98 180V179H97ZM96 180V181H97ZM161 180V179H160ZM97 184V183H96ZM100 188V187H99ZM204 191V190H203ZM33 192V191H32ZM86 192V190H85ZM96 192V191H95ZM205 193V192H203ZM88 194V193H87ZM91 197V196H90ZM88 199V198H87ZM32 200V199H31ZM85 200V199H84ZM31 208V207H30Z\"/></svg>", "mask_w": 264, "mask_h": 264}, {"label": "crops", "instance_id": "0c3cea01", "mask_svg": "<svg viewBox=\"0 0 264 264\" xmlns=\"http://www.w3.org/2000/svg\"><path fill=\"white\" fill-rule=\"evenodd\" d=\"M211 163H199L192 174L177 172L166 188L151 194L131 192L125 187L114 198L120 205L112 209L105 228L83 227L58 211L36 222L26 218L20 227L8 232L0 229V264H95L104 249L111 246L112 241L105 235L108 228L115 229L123 247L139 244L148 249L150 234L166 224L168 199L187 193L188 177L198 196H204L205 191L208 200L225 210L248 212L264 198L262 176L240 166L225 167L221 161L214 170ZM203 169L208 174H203ZM196 194L190 192L189 196L197 198ZM260 230L264 228L258 224L252 236L245 233L235 241L211 239L209 252L201 242H186L182 249L160 242L159 247L150 249L149 255L160 264H264V234L260 237ZM27 243L40 251L29 250Z\"/></svg>", "mask_w": 264, "mask_h": 264}, {"label": "built area", "instance_id": "2783aa9c", "mask_svg": "<svg viewBox=\"0 0 264 264\" xmlns=\"http://www.w3.org/2000/svg\"><path fill=\"white\" fill-rule=\"evenodd\" d=\"M258 155V154H257ZM261 168L260 166H257ZM174 175L172 179H175ZM264 180V177H263ZM187 193L179 195L177 198L168 199V210L166 224L160 231L150 234V247L144 249L135 244L130 247L122 246V238L117 235L114 228H108L105 235L108 241H112L111 246L104 249L100 258L95 264H160L151 259L149 251L162 244L174 245L182 249L186 242H201L202 248L210 251L208 241L211 239L233 241L242 237L245 233L252 236V230L258 224L264 228V198L259 204L248 212L229 211L218 207L203 195H197L192 178L188 177ZM190 192L196 194L197 198H191ZM26 206L22 190H17L16 199L10 202L4 201L0 196V229L10 231L20 227L26 220ZM261 231L260 237L264 234ZM29 250L40 251L27 243Z\"/></svg>", "mask_w": 264, "mask_h": 264}]
</instances>
